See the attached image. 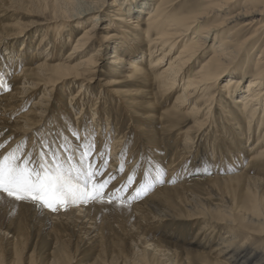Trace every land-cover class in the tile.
I'll return each instance as SVG.
<instances>
[{
	"label": "bare ground",
	"instance_id": "obj_1",
	"mask_svg": "<svg viewBox=\"0 0 264 264\" xmlns=\"http://www.w3.org/2000/svg\"><path fill=\"white\" fill-rule=\"evenodd\" d=\"M7 1L22 8L18 0ZM42 2L52 6L55 22L31 39L36 52L17 51L25 64L13 76L12 91L0 88V138L7 135L0 143L12 140L0 157L25 144V158L51 163L55 153L65 162L74 154L70 163L79 166L88 136L96 168L114 138L110 166L95 178L112 179L104 202L57 212L22 202L12 214L0 206V264H81L85 252L93 254L89 264H264V0H112L109 18H103L106 0H33L29 12ZM106 20L115 33L101 37L97 30ZM74 21L83 31L76 41L68 35L75 44L62 57V25ZM47 45L53 50L37 63ZM97 45H112L106 79H97L100 51H91ZM94 82L101 89L91 96ZM67 83L69 101L45 120L49 101L31 100ZM135 85L138 90L127 89ZM76 109L82 115L74 120ZM182 119L192 125L184 129ZM173 139L178 147L169 159L166 142ZM197 166V178L187 180ZM161 171L163 183L132 199L130 176L139 188ZM179 218L202 227L187 240L164 224ZM212 223L224 233L212 234ZM150 230L160 237L149 238Z\"/></svg>",
	"mask_w": 264,
	"mask_h": 264
},
{
	"label": "rangeland",
	"instance_id": "obj_2",
	"mask_svg": "<svg viewBox=\"0 0 264 264\" xmlns=\"http://www.w3.org/2000/svg\"><path fill=\"white\" fill-rule=\"evenodd\" d=\"M106 1H107V2H105L106 3V6L103 8V10H104V12H105L106 15L103 18H105L106 16H107L106 18H109L108 16L111 15V12H110V10H111L110 9V2L112 0H106ZM245 1L246 0H242L241 4L244 3ZM13 5H16V4H12V3L9 4V2L7 0H0V24L2 26L3 25L8 26L7 24H9V26L12 25V26H10L8 28L0 29V78L1 77L3 78L1 80L3 81V84L5 86V87H0L2 92H7L9 90L12 91V89L15 87V86H13L14 83L12 82L13 76H14L15 72L21 70L22 66L25 64V61H23L24 58L23 57H20L19 54L17 53V51L19 49H22L23 47L24 48L28 47L27 50H30L31 52H36V51H34L35 49L32 48L33 49L32 50L31 48H29L31 46V41H32L31 39H33L34 38L33 36L36 34V32H38L39 30H42L43 27L44 28H48L51 24H54L53 22H55L54 21V18H53V8H52V6H47L46 7L43 2H42V4L34 5V7H35L34 8L35 9L34 12H29L30 11L29 10L30 9L29 7L30 6L33 7L32 6L33 5V0H18L17 5H19V6L22 7V8H19V9L18 8L15 9L16 6H13ZM191 5L192 4L190 3L189 6H191ZM11 7H13V8H11ZM17 9L19 10V12H17ZM77 24H78L77 21H74V22H71V23H67L66 26L65 25H62L64 27V29H66V34L63 35L64 36V38H63L64 41L62 43L63 46L59 50V53L61 52L60 55L61 56L63 55L62 57H64V56L66 57V56H68L71 53L72 48L74 47L75 41L77 40L78 36H80L82 34L81 32L83 30L80 29L79 27H77ZM108 24H109V22L106 20V21H104V23H101L99 25V29L100 30L98 29L97 32H98V34L101 37H106L108 35L110 36L113 33H115L113 29L110 30V31H107L106 28L108 27ZM59 26L61 27V25H59ZM70 33H72L75 36V41L72 42L73 44H71L70 36H68ZM26 36H27V38H26ZM12 45H15V47H11ZM111 47H112V45H111ZM111 47H107L106 50H103V49L99 48V46L96 47V48L91 49L92 53H96V52H99L100 51L99 63H98V65H99L98 67L99 68L97 69V77H98L97 79L103 78L102 76L104 75V73L108 71L107 66H108V63H109V61L111 59V55L113 53L112 49H110ZM9 48H10V50H12L13 53L9 54V51H10ZM143 49H145V48H143ZM51 50H53L52 46H48V45L45 46L43 48V51H42L43 53H42L41 57L39 58L40 60L39 61L37 60V63L38 62H42V60L44 61L43 58L47 54H50L48 52H50ZM97 50H99V51H97ZM30 54H29V56L27 58L30 59L29 61H33V57H36L34 55H36L37 53L32 54L33 57H30ZM17 58H18V60H17ZM21 61H23V62H21ZM7 63H10L11 64V67H9L10 68L9 71L7 70V72H6V70L4 71L3 69L7 68V67H5ZM125 66H127V65H125ZM106 78L104 77L103 79H106ZM70 85L71 84H68V83L67 84H60L59 87H57V89L54 90V95H51V93L50 94L48 93V95H46V94L41 95V93H40V94H38L36 96V98H34L33 100H31V103H32L34 100H38L39 96H43V99H44L43 100L44 101L43 103L44 104L48 103V101H49V106L51 108H50L49 113H48V115H47V117H46L45 120L51 121L52 118H53L54 110H57L58 108H60V105L61 104H67V102L69 101L68 98L70 97V95L68 93H65L64 90H67L68 91ZM91 87H93L91 89V92H92L90 94L91 96L94 95V94H97V92L99 91V89H101V85H100L99 82H94L91 85ZM127 89L128 90H138V87L136 85L134 87L133 86H129ZM70 90H72V92L75 94L76 91H77V88L76 89L75 88H73V89L71 88ZM0 94H2V93H0ZM62 96H64V97L62 98ZM63 100H65V102H63ZM92 101H93V99H90L89 100V102H91V104H92ZM31 103H29V106L27 107L26 112L29 111L30 107H32V104ZM79 113H81V111L79 109H76V111L72 115V119L75 120V119H77L78 116L82 115V114H79ZM111 114H112V120L114 121V126H115V121H116V117L115 116H116V114H114V111ZM88 115H90V117L93 116L92 113H89ZM83 116H85V115H83ZM184 120L182 119L179 122L183 121V124H182L183 128L184 129H188V127L191 126L192 123H191L190 120L188 122H184ZM125 123L126 122L124 121V124L121 127V130L123 131V133H125V131H127V126H128L127 123L126 124ZM44 124L45 123H42L40 125L44 126ZM40 130H38V131L40 132ZM195 134H196V131L193 132V136H195ZM8 135H10V133ZM5 136L7 137V135H5ZM5 136H1L0 140L2 138H5ZM41 137H43V135H41L40 138ZM113 140H114V138H111L109 140V142L107 143V145H106L107 146L106 147V151H107L106 153H107V155H105V157H106L105 159H106L107 163H106V166L102 169L101 173L104 172V170L107 169L110 166V163L111 162H110L109 157H110V154H111V150H113V148H114V146H113ZM194 141L196 143V146H198L199 143L197 142L196 138L194 139ZM11 142H12V140L11 141L9 140V141L4 142V143H0V144L3 145V147L0 148V150H1L0 152H2L3 150H5V148ZM172 146L173 147H176V148L178 147L175 144L174 139L171 140V141L166 142V147H169V148H167L168 149L167 153L169 152L168 153L169 159L173 157V154L177 150L175 148L173 149ZM25 147H26L25 144H23V147H22V150H21V155L22 156H24V154L26 152L25 151L26 150ZM170 150H172V151L170 152ZM160 154L161 155H164L163 152L160 153ZM55 158H57V157H55ZM53 159H54V157L52 155L50 160L53 161ZM34 162H37V161H34ZM97 164L98 163L94 162L93 168H95V166ZM127 164L128 163H126L125 165L122 166V170H121V167L120 168H117L119 170H118L117 174L115 175V177H118V176L124 174V172L126 170ZM198 168L200 169V166H197L196 169L193 170V172L190 174V177L187 178V180H193V179L197 178L196 175L198 174V171H200ZM157 176H159L160 179L163 180L164 178L167 177L166 176V171L159 172ZM135 181H136V184H135ZM142 181H145V180L142 179L141 180V183H142ZM192 183L189 184L190 185V188H193L194 189V188L198 187L197 184H196L197 183L196 181H193ZM136 185H137V178L136 177L135 178L133 177L132 180H131V182H130V186L129 185L126 186V189H127L126 191L134 188L131 191L132 193L130 192V196L136 194V191L135 190L137 188L134 187ZM189 185H188V187H189ZM154 190H155V186L152 189V191H150V192H153ZM126 191H124V193H123V196H122L123 198L126 197V194H127ZM239 200L240 199L237 198V201H236L237 204H238ZM164 224H166L171 229L172 232H174V233L177 232L180 235L185 236L184 238H186L187 240H190L191 236L192 235H195L198 232V230L200 229V227H202L201 224L200 225L199 224L195 225V223H194L193 220L185 219V218H182V219L179 218V220L178 219H175L174 221L171 220V222L168 221V222H165ZM212 225H214V227H215V229H214L210 225V227L212 228V230L214 229L213 232H211L212 234H216L215 236H218V235L224 233L222 231V227L220 225L213 224V223H212ZM194 228H196V229H194ZM97 231L98 230H96L93 234H91V237L94 236ZM149 235H150L149 238H151V237H154V238L155 237H157V238L160 237L158 234L153 233L152 230L149 231ZM245 238H246V236L240 235V239L241 240H243ZM252 240L253 239H250L249 242L251 243ZM257 240L258 239H255L254 242H252L251 244L254 245V246L255 245L258 246L261 243V241H257ZM45 243L46 242H44V246L41 247L40 250H39L40 257H42L45 254H48L49 249L52 246V243L50 241H49V243H46V244ZM30 254H31V252H30ZM81 257H83V259L81 261L82 262L81 264H89V263H92V259L91 258H93V254H89L88 255V252H85V253H83V256H81ZM197 264H201V261H198Z\"/></svg>",
	"mask_w": 264,
	"mask_h": 264
},
{
	"label": "snow or ice",
	"instance_id": "obj_3",
	"mask_svg": "<svg viewBox=\"0 0 264 264\" xmlns=\"http://www.w3.org/2000/svg\"><path fill=\"white\" fill-rule=\"evenodd\" d=\"M0 87H5L0 80ZM90 135V134H89ZM3 145L0 144V148ZM23 144H18L6 155L0 157V206L6 205L9 214L19 203H31L38 209L57 212L67 210L72 206L94 202H104V189L111 181L109 176L103 182H97L96 177L106 166L104 164L93 168L90 157L95 151V144L88 136L83 138L82 151L79 155V166L70 163L73 155H69L65 162L55 158L49 163L41 156L39 162H34L31 155L27 158L21 155ZM103 158L106 152L100 153ZM122 170V166H121ZM132 177H129L131 182ZM163 183L159 177L155 181L145 182L136 189L132 199L147 195L155 183ZM108 203H112L109 198Z\"/></svg>",
	"mask_w": 264,
	"mask_h": 264
}]
</instances>
